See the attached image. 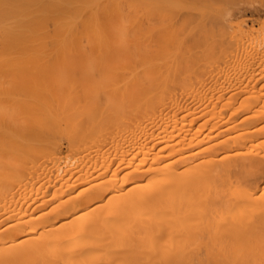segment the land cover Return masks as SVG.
Listing matches in <instances>:
<instances>
[{
	"label": "bare ground",
	"instance_id": "6f19581e",
	"mask_svg": "<svg viewBox=\"0 0 264 264\" xmlns=\"http://www.w3.org/2000/svg\"><path fill=\"white\" fill-rule=\"evenodd\" d=\"M225 3L0 0V264H264V19Z\"/></svg>",
	"mask_w": 264,
	"mask_h": 264
},
{
	"label": "rangeland",
	"instance_id": "374dc122",
	"mask_svg": "<svg viewBox=\"0 0 264 264\" xmlns=\"http://www.w3.org/2000/svg\"><path fill=\"white\" fill-rule=\"evenodd\" d=\"M230 1H232V0H229V1L227 0V4H229ZM235 1H236V3H234L235 5L233 4L234 1H232V3H230L229 5H227L225 3V5H227V9L230 8L229 10H233L235 15H236L232 19V22H234L235 24L241 23L243 21L242 24H240L242 26H246V25L248 26L249 24L251 26L252 25L256 26L257 22L259 20H263L264 19V17H263L264 16V8L261 6L260 2L257 3V2H255V0H250L249 4H248V0H246V1H244V0L242 1L241 0L242 2L240 1V3H239V0L238 1L235 0ZM231 4H233V5H231ZM236 4L239 5V6H237ZM247 5H249V6H247ZM239 20H242V21H239ZM244 22H245L246 25L243 24Z\"/></svg>",
	"mask_w": 264,
	"mask_h": 264
}]
</instances>
